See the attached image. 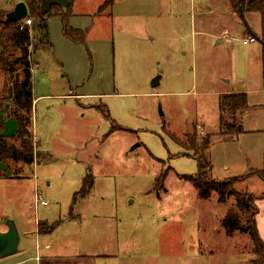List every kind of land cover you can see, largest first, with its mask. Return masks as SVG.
Masks as SVG:
<instances>
[{
  "label": "rangeland",
  "instance_id": "1",
  "mask_svg": "<svg viewBox=\"0 0 264 264\" xmlns=\"http://www.w3.org/2000/svg\"><path fill=\"white\" fill-rule=\"evenodd\" d=\"M19 1L0 0V8L10 12ZM136 1L134 11H118L134 18L131 27L87 29L89 21L70 18L71 28L87 30L83 43L65 38L56 17L47 23L48 49L35 51L40 32L32 34L31 132L38 156L31 166L7 164L8 172L21 176L17 180L0 174V229L8 218L20 233L24 220L31 233L22 244L34 255L36 220H61L62 231L51 240L64 255L55 254L68 258L65 264H252L250 237H227L222 227L227 212L236 209L235 198L221 204L213 192L199 200L184 178L197 173L198 161L171 137L187 144L188 134L199 140L209 134L206 156L217 181L249 173L248 155L255 159L245 148L264 144L263 138L223 137L217 105L224 75L245 88L246 61L258 42L245 46L242 39L259 35L260 15L237 14L239 20L230 21L226 0H182L164 13L161 0ZM5 80L0 71V102ZM3 124L5 135H16L15 118ZM249 128L246 123L244 130ZM162 173L166 177L159 180ZM89 174L93 189L77 198L72 211L73 195ZM32 188L46 206L35 210ZM234 190L259 198L264 183L250 175ZM13 255L7 261L23 259Z\"/></svg>",
  "mask_w": 264,
  "mask_h": 264
},
{
  "label": "trees",
  "instance_id": "2",
  "mask_svg": "<svg viewBox=\"0 0 264 264\" xmlns=\"http://www.w3.org/2000/svg\"><path fill=\"white\" fill-rule=\"evenodd\" d=\"M73 1L70 0V4L65 11L59 6L53 5L47 14H42L40 10L41 0H20L19 2H23L27 7L28 16L25 20L31 21V26L26 25L24 21L8 23L6 21L8 11L0 8V71L6 78L2 92V102H0V107L5 110V116L0 119V164L6 167L4 171L6 174H9L7 164L31 166L34 163L35 155L38 156L31 132L34 102L31 65L35 53H33V49L31 50L33 47L32 34L37 33V30L40 32V38L36 41L34 47L35 51L48 49L47 23L50 18L56 17L61 21L65 38L76 43H83L86 31L75 30L69 25ZM229 3L236 14H244L247 11L260 15L261 27L258 39L264 45V0H251L249 2L248 0H229ZM107 5L108 2L102 5L98 13H102ZM7 101L10 102V105L3 107V104ZM247 109L246 94L222 95L219 97V125L220 134L223 137H238L244 133L241 115ZM9 117L15 118L18 123L16 135L11 137L3 135V122L5 118ZM171 138L182 148L192 151L194 159L198 161L197 173L194 176H184V178L193 185L199 200H209L213 192L218 194V202L221 204H225L229 197L235 198L236 209L228 211L222 220L225 235L227 237H232L235 233L248 235L252 242L255 258L252 264H264V243L256 226L257 198L251 193H238L234 190V184L240 180H247L250 175H257L264 183V171L258 173L250 170L247 175L240 177L241 179L217 181L210 175L211 164L206 156L212 143L209 135L199 140L195 132L188 134L186 135L187 144L174 137ZM12 175L18 176L16 173H12ZM165 177L166 175L162 173L159 180ZM93 185V176L86 175L80 190L73 195L72 206L78 202V197L87 196ZM263 198L264 190L259 196V199ZM44 226L46 225L40 222L38 232L49 234L56 228L57 223L50 225L49 228ZM43 227L45 230H42Z\"/></svg>",
  "mask_w": 264,
  "mask_h": 264
},
{
  "label": "crops",
  "instance_id": "3",
  "mask_svg": "<svg viewBox=\"0 0 264 264\" xmlns=\"http://www.w3.org/2000/svg\"><path fill=\"white\" fill-rule=\"evenodd\" d=\"M100 1L101 0H74L71 6V14H72L71 20L89 21L90 28H87V29L95 28L96 24H100V25L107 24V25H111V27L116 28V29L118 27H131L132 25H135L133 21L134 18L129 19V17L128 18L120 17L119 15L121 12L118 13V11L123 12L129 6L130 8H128V12L129 10L134 11L135 10L134 6L137 4L136 0H106L102 5H104L107 2H108V5L104 8L105 10L99 14L98 12L101 7ZM249 1L251 0H248V2ZM140 2H142L143 4L142 0H140ZM182 2H183L182 0H161L160 7H161V10L163 11L162 13L169 11V9L171 8L178 9V5H180ZM225 3H226L225 6L227 7V10H226L227 16L229 17L230 21H234V19L239 20L237 17V14L232 10L229 0H226ZM16 4H18V2ZM69 4H70V0H41L40 10L42 14H47L50 11L51 6L56 5L65 11L68 8ZM144 11L145 9L139 10L140 13H144ZM245 13L248 14L250 12L246 11ZM129 20L133 21V24ZM220 27H222L224 31H227V28L223 26H220ZM77 30L86 31V34H87V30H82V29H77ZM234 30L235 29L233 28L231 29V31H234ZM253 37H255L256 39L257 37L259 38L260 33L259 35H253ZM220 38L221 37H219L218 39L222 40ZM257 42H258V45L251 48L250 52L252 53H250L246 61L249 74H248V77L245 78V80L242 79L245 83V88H236L238 80L236 79L234 80L233 78H231V76L229 75L230 73L226 74L224 75V83L226 85V89L222 90V92L219 93V97L222 95L246 94L247 102H248V109L241 115V121H242L243 129L246 123H248V125L251 128H249L250 130L248 131L244 130V133L241 134L239 138L241 136H243V138L262 136L263 138L262 141H264V129L261 128V125H260L261 121L264 122V114L255 115V113L260 112L262 108H264V45H262L259 40H257ZM216 44H220L219 41H217ZM33 99H34V102H33V107H34V104L36 101V99L34 98V95H33ZM217 108H218V105H217ZM3 135H5L4 130H3ZM245 149L247 150L248 153H252V154L254 153L253 157L255 160H253L251 156L248 155V157H250V159L247 160L248 162L247 167H249V170L264 171V144L263 143L262 144L260 143L259 145L256 144L255 146L245 148ZM5 170H6V167L3 164H0V174L5 175V178L8 180H17L21 177L20 175L13 176L10 172L9 174L8 173L6 174L4 172ZM23 178L25 177H22L21 179ZM1 179L3 178L1 177L0 180ZM30 193L31 194L29 196L31 195L34 196V206L36 210L38 208L37 207L38 205L36 204V194L38 192H36V189L32 188L30 190ZM259 195L261 194H258V196ZM87 196L84 198H87ZM26 197L27 195L25 196L24 203H28L29 210H32L31 199L29 198L28 200ZM79 202L80 201H78L76 204L79 205ZM84 203H85V200H82L80 204L84 205ZM256 204L258 207V214L256 215V226H257L259 236L264 243V198L263 199L257 198ZM74 206H72V201H71L70 210L74 211V208H73ZM35 212L37 213L38 211H35ZM21 218L23 219V217ZM75 219L76 221H81V216L76 215ZM6 220H10V219L7 218ZM40 222H41L40 220L39 221L36 220V227L38 226ZM43 223L50 224V222L47 220L43 221ZM55 223H57L56 228L49 234H41L38 232V230L37 232H34L35 233L34 240H35L36 246H35V253L33 255L31 253L32 250H27V246L22 244L23 238L24 239L28 238L31 233V231H29L27 224H25L23 220L22 224L20 225V230H22V232L20 233L18 232L20 236L18 251L17 253H15V255H13V257H11V258H23V259L16 260L13 262V261H7L8 260L7 258L9 257H4V258H0V264H28L29 262H33L35 264H38V263L42 264L43 261H45L46 264H65L64 262H66L68 258L66 256H63V257L60 256L62 254L61 253L62 251H60L59 248H56V243H54V241L51 240L54 234L62 231L61 230L63 226L62 221L59 220L54 223H51L50 225L55 224ZM16 227H17V224H16ZM6 231H7L6 226L0 229V233L6 232ZM42 237L44 239H42ZM94 244L95 242L93 243V245ZM42 249H43V253L42 255H40L39 253L42 251ZM58 250L60 251V255L55 254L58 252ZM41 256H43L44 258H42Z\"/></svg>",
  "mask_w": 264,
  "mask_h": 264
},
{
  "label": "water",
  "instance_id": "4",
  "mask_svg": "<svg viewBox=\"0 0 264 264\" xmlns=\"http://www.w3.org/2000/svg\"><path fill=\"white\" fill-rule=\"evenodd\" d=\"M240 15H243L240 13ZM28 16V10L23 2L15 5L14 9L7 13L6 21L8 23H19L25 20ZM153 87L158 85V81L153 82ZM3 224L7 231L0 233V258L8 257L17 253L20 236L16 224L12 220H4Z\"/></svg>",
  "mask_w": 264,
  "mask_h": 264
},
{
  "label": "built area",
  "instance_id": "5",
  "mask_svg": "<svg viewBox=\"0 0 264 264\" xmlns=\"http://www.w3.org/2000/svg\"><path fill=\"white\" fill-rule=\"evenodd\" d=\"M23 21L25 22L26 25L31 26V21L29 20H23ZM256 42H257V39L253 36H249V37L242 39V44L245 46L256 43ZM36 204L37 205L41 204L43 206H46L48 202L43 201L41 196L37 193L36 194Z\"/></svg>",
  "mask_w": 264,
  "mask_h": 264
}]
</instances>
